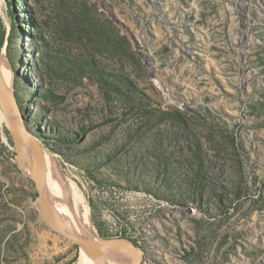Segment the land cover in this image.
<instances>
[{
    "label": "rangeland",
    "instance_id": "obj_1",
    "mask_svg": "<svg viewBox=\"0 0 264 264\" xmlns=\"http://www.w3.org/2000/svg\"><path fill=\"white\" fill-rule=\"evenodd\" d=\"M0 46L72 218L139 264H264V0H2ZM29 160L0 129V264H77Z\"/></svg>",
    "mask_w": 264,
    "mask_h": 264
},
{
    "label": "bare ground",
    "instance_id": "obj_2",
    "mask_svg": "<svg viewBox=\"0 0 264 264\" xmlns=\"http://www.w3.org/2000/svg\"><path fill=\"white\" fill-rule=\"evenodd\" d=\"M1 2L2 0H0V4ZM1 54L3 55V53ZM12 81L13 76L9 66L7 65L6 67L4 59L0 58V84L3 88L0 89V129L3 130L4 127L9 128V122H13L17 126L18 133L15 137L21 151L24 155L31 159V161L29 160L26 165V169H30V173L28 174L32 178V176L35 175L34 165L36 163V152L29 139H27L25 134L19 130L22 121L17 107L15 105L13 107L12 104ZM45 158L46 159L43 157V161L56 177L57 183L56 185L53 184L54 191L52 192V189L46 181H50V179L44 171L42 190L50 208L54 213V216L56 217V220L83 238L97 239L98 235L94 232L88 218L84 217L81 220L72 218L68 214L65 205L58 201L61 193L60 179L54 170L51 155L47 154ZM39 209L41 210L40 206ZM79 248L80 250L76 262L77 264H134L137 261V257L132 256L125 251L101 250L95 253H90L82 247Z\"/></svg>",
    "mask_w": 264,
    "mask_h": 264
},
{
    "label": "water",
    "instance_id": "obj_3",
    "mask_svg": "<svg viewBox=\"0 0 264 264\" xmlns=\"http://www.w3.org/2000/svg\"><path fill=\"white\" fill-rule=\"evenodd\" d=\"M0 89H3L0 84ZM20 112V111H19ZM21 116V114H20ZM22 121V117H21ZM19 130L25 134V137L29 139L30 143L32 144L33 148L36 152V163L34 165V173L35 175L32 176V179L35 183L37 189V201L41 208L42 215L44 217L45 223L49 226L51 231L56 233L57 235L65 238L66 240L72 241L77 244L79 247L87 250L90 253H95L101 250H116V251H125L132 256L137 257V261L134 264H139V257L141 252L138 250L134 242L126 237H106L102 238L98 236L97 239H87L79 236L73 230L67 228L59 221L56 220L52 209L50 208L49 203L47 202L43 190H42V183H43V174H44V163L43 157L41 156V146L39 145L38 141L26 131L23 121L21 122ZM10 132L15 136L18 133V128L13 122H9L8 124Z\"/></svg>",
    "mask_w": 264,
    "mask_h": 264
},
{
    "label": "trees",
    "instance_id": "obj_4",
    "mask_svg": "<svg viewBox=\"0 0 264 264\" xmlns=\"http://www.w3.org/2000/svg\"><path fill=\"white\" fill-rule=\"evenodd\" d=\"M0 48H1V46H0ZM99 233H100V235H104L103 232L100 229H99ZM48 264H55V263H48Z\"/></svg>",
    "mask_w": 264,
    "mask_h": 264
}]
</instances>
